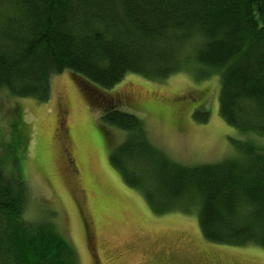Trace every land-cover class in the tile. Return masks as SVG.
<instances>
[{"label": "trees", "instance_id": "trees-1", "mask_svg": "<svg viewBox=\"0 0 264 264\" xmlns=\"http://www.w3.org/2000/svg\"><path fill=\"white\" fill-rule=\"evenodd\" d=\"M64 71L102 89L127 74L217 75L219 115L264 138V0H0V95L48 101ZM101 121L126 133L111 166L155 214L196 213L206 241L264 249L263 146L248 139L243 159L184 166L136 116L109 108ZM28 203L25 182L0 167V264H78L49 219H26Z\"/></svg>", "mask_w": 264, "mask_h": 264}, {"label": "rangeland", "instance_id": "rangeland-1", "mask_svg": "<svg viewBox=\"0 0 264 264\" xmlns=\"http://www.w3.org/2000/svg\"><path fill=\"white\" fill-rule=\"evenodd\" d=\"M50 83L45 102L0 95V167L27 185L26 219H49L78 264H264L258 246L206 241L196 213L155 214L109 160L126 137L101 121L109 108L136 116L151 144L184 166L243 159L237 143L248 139L264 147L219 115L217 75L127 74L102 89L64 71Z\"/></svg>", "mask_w": 264, "mask_h": 264}, {"label": "flooded vegetation", "instance_id": "flooded-vegetation-1", "mask_svg": "<svg viewBox=\"0 0 264 264\" xmlns=\"http://www.w3.org/2000/svg\"><path fill=\"white\" fill-rule=\"evenodd\" d=\"M129 100V99H126V101Z\"/></svg>", "mask_w": 264, "mask_h": 264}]
</instances>
